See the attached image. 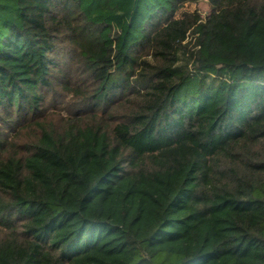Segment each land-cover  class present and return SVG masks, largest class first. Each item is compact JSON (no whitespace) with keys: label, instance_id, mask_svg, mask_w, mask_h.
<instances>
[{"label":"trees","instance_id":"obj_1","mask_svg":"<svg viewBox=\"0 0 264 264\" xmlns=\"http://www.w3.org/2000/svg\"><path fill=\"white\" fill-rule=\"evenodd\" d=\"M0 264H264V0H0Z\"/></svg>","mask_w":264,"mask_h":264},{"label":"rangeland","instance_id":"obj_2","mask_svg":"<svg viewBox=\"0 0 264 264\" xmlns=\"http://www.w3.org/2000/svg\"><path fill=\"white\" fill-rule=\"evenodd\" d=\"M183 12H189V13H194V12H198V13H200V14H202L203 15V17H205V16H207L208 14H209V12H210V5H209V3L208 2H200V3H192V4H187L184 8H183V10H182V13ZM178 16H181V14L180 15H178ZM61 113L63 114V116L65 115H67L66 113H65V111H58L57 112V114H60L61 115ZM56 121V120H55ZM56 122H58V121H56Z\"/></svg>","mask_w":264,"mask_h":264}]
</instances>
